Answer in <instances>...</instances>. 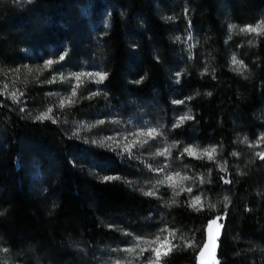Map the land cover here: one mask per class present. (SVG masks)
Returning a JSON list of instances; mask_svg holds the SVG:
<instances>
[{
  "label": "trees",
  "instance_id": "obj_1",
  "mask_svg": "<svg viewBox=\"0 0 264 264\" xmlns=\"http://www.w3.org/2000/svg\"><path fill=\"white\" fill-rule=\"evenodd\" d=\"M257 25L264 26V0H0V74L51 56L77 66L96 56L107 77L82 110L156 100L172 111L176 91L192 113L172 131L181 152L189 144L215 148L211 159H180L198 206L189 193L146 197L129 180L130 163L71 139L67 121L76 110L55 112V123L37 120L49 105L47 87L22 77L11 90L1 76L0 242L10 256L30 248L40 264H80L75 247L92 252L118 239L104 220L153 207L176 236L162 264H198L216 217H224L220 264H264V31H241ZM189 26L193 56L176 58V35ZM93 170L120 179L102 181Z\"/></svg>",
  "mask_w": 264,
  "mask_h": 264
},
{
  "label": "rangeland",
  "instance_id": "obj_2",
  "mask_svg": "<svg viewBox=\"0 0 264 264\" xmlns=\"http://www.w3.org/2000/svg\"><path fill=\"white\" fill-rule=\"evenodd\" d=\"M223 16L227 17L224 10ZM229 27L230 30L233 29L232 24H229ZM251 33L256 34L257 32ZM176 40H178L179 47L174 57L182 59L188 55L191 59L195 50V35L192 26H189L183 38L177 34ZM61 56L64 57L63 60L60 59ZM234 56L232 53L231 60ZM96 58L94 56L93 60L81 66L69 64L65 60V54L51 56L43 64L36 60L29 61L23 67L17 66L14 71L2 69L0 81L3 79L1 76H4L5 85L11 90L13 85H20L19 81L22 77L25 80L33 79L39 85L47 87L45 95L49 105L44 112L41 110L40 115L51 109L48 113L50 120L54 119L55 112L65 115L68 110H76L77 114L74 118L67 121L71 129V139L87 147L115 152L122 162L130 163L131 166L126 168V171L132 173L128 175L129 180L133 186L135 184L138 186L144 196L164 201L167 198L166 193L170 198L189 193L192 194L191 204L198 206L200 202L195 205L194 202L197 198L200 201V197L193 194V180L181 166L180 159L184 154L189 157H203L206 155L205 151L212 148H201L196 144H189L181 152V144L172 138L173 129L184 125V122L189 120H184L180 124L181 117L187 115L192 118L189 106L183 99L178 98L175 95L177 92L174 91L171 97L174 107L172 111L162 109L156 100L151 102L128 100L122 107H116L112 103L103 106L97 104L90 109L82 110L81 107L85 100L102 95L104 81L97 83L94 74L104 72L96 62ZM49 60H52L53 64L45 67ZM236 60L238 61L237 58ZM179 67L176 69H180ZM89 73L93 75L89 76ZM5 75H10V77H5ZM179 75V72L174 73L175 84L178 82ZM77 76H80V80L76 79ZM73 92L76 93L75 96L72 95ZM69 98L72 100L71 103L67 102ZM61 101H64L63 106H61ZM57 117L62 118V116ZM148 132H153V135L149 137ZM237 136L241 138V134ZM108 137L112 139L108 140ZM261 137L258 139L262 140ZM93 141L98 143H93ZM99 141H104V143H99ZM245 141L244 138L242 144H246ZM186 148L193 149V153L186 152ZM91 173L100 180L103 176H114L108 170H93ZM165 219L162 208L153 207L149 208L147 214L136 213L132 219L110 217L104 220V224H108L109 228L116 231L118 239L92 252L77 246L75 257L80 264H150L155 261V250L158 249L160 251L159 264H162L164 256L174 245L176 237L175 230L172 228L173 223L169 222V224ZM213 220H216V223L213 224ZM213 220L209 222V225L211 224V231L216 239L215 247L210 248V253L215 258V264H220L218 253L224 217H216ZM209 225L203 245L208 243ZM202 249L203 246L198 254V264L201 261ZM211 256L206 252L203 259L212 264ZM39 259L30 248L10 256L0 242V264H40Z\"/></svg>",
  "mask_w": 264,
  "mask_h": 264
},
{
  "label": "snow or ice",
  "instance_id": "obj_3",
  "mask_svg": "<svg viewBox=\"0 0 264 264\" xmlns=\"http://www.w3.org/2000/svg\"><path fill=\"white\" fill-rule=\"evenodd\" d=\"M241 31L257 32V33H259V31H264V26L257 25L256 27L241 29ZM60 59L63 60L64 57L61 56ZM232 60H233V63L234 64H240L241 63L240 61H237L236 60V57L235 56L232 58ZM52 64H53V61L52 60H49L45 64V67H48V66H50ZM92 75H93L92 73H89V76H92ZM94 75L96 77V82L97 83H102L106 79V77H107V73H99L98 72V73H95ZM76 79L77 80H80V76H77ZM139 82L140 81H137V83H139ZM75 94H76L75 92L72 93L73 96H75ZM12 95L15 97L16 94L15 93H12ZM209 95H211V93H209ZM67 102L68 103H71L72 102L71 98H69ZM63 104H64V101H61V106H63ZM50 112H51V109H48V112L44 113L43 115L37 116L36 119L37 120H47V119L50 118L49 115H48V113H50ZM187 119H191V117L190 116H187V115L181 117L180 124H182L184 122V120H187ZM53 123H55V120H53ZM100 123H103V121H100ZM177 126H179V125H177ZM154 131L155 130H153V132ZM153 132H148L147 135L149 137H151L153 135ZM107 139L108 140H111L112 137H108ZM261 139L264 140V137H261ZM93 143H98V142L97 141H93ZM99 143H104V141H99ZM145 143H146V141H145ZM185 151L188 152V153H190V154L193 153V149H191V148H186ZM214 152H215V148H212L210 150H206L205 151V154L208 155L209 159H211L212 158V155L211 154L214 153ZM161 155H163V153H161ZM258 155L260 156V159L261 160H264V153H258ZM101 179L104 180V181H111V180H116V179H120V178L119 177H116V176H103V177H101ZM169 179H171V177H169ZM225 182L228 183L229 181H225ZM189 191H190V189H189ZM149 195H151V193H149ZM199 202L200 201L197 198V200L194 202V205L197 204V203H199ZM212 223L213 224L216 223V220H213ZM215 239L216 238L212 234L211 224H210L209 225L208 243H206V244L203 245V249L200 252V256H201L200 264H209V262L205 261L203 259V257L205 256V253L206 252H208L209 255L211 256L210 248L211 247H215ZM155 257H156L155 261L154 262H150V264H159L160 251L158 249L155 250ZM211 261H212V264H215V258H214V256H211Z\"/></svg>",
  "mask_w": 264,
  "mask_h": 264
}]
</instances>
